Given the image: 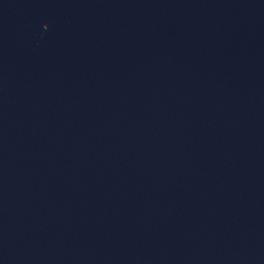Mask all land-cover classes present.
I'll use <instances>...</instances> for the list:
<instances>
[{"label":"water","instance_id":"95a60500","mask_svg":"<svg viewBox=\"0 0 264 264\" xmlns=\"http://www.w3.org/2000/svg\"><path fill=\"white\" fill-rule=\"evenodd\" d=\"M0 264H264V0H0Z\"/></svg>","mask_w":264,"mask_h":264}]
</instances>
